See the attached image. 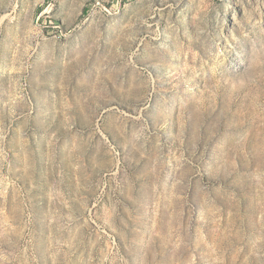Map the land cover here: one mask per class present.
Wrapping results in <instances>:
<instances>
[{"label":"rangeland","instance_id":"rangeland-1","mask_svg":"<svg viewBox=\"0 0 264 264\" xmlns=\"http://www.w3.org/2000/svg\"><path fill=\"white\" fill-rule=\"evenodd\" d=\"M0 264H264V0H0Z\"/></svg>","mask_w":264,"mask_h":264}]
</instances>
